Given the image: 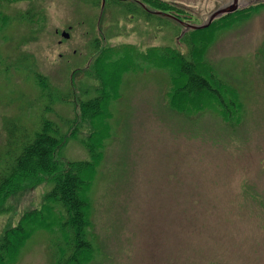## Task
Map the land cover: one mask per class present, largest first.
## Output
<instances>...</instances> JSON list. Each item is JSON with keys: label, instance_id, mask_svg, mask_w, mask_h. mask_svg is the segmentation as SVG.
<instances>
[{"label": "rangeland", "instance_id": "obj_1", "mask_svg": "<svg viewBox=\"0 0 264 264\" xmlns=\"http://www.w3.org/2000/svg\"><path fill=\"white\" fill-rule=\"evenodd\" d=\"M168 1L199 26L233 0ZM118 2L0 0V154L18 152L20 135L33 139L48 120L68 136L55 155L63 172L90 160L82 139L99 138L98 129L86 119L78 131L77 118L81 101L97 95L87 72L96 44L133 45L143 54L170 47L193 58L206 78L215 75L227 107L192 92L183 103L173 61L142 56L124 74L109 119L96 117L108 128L90 194L97 255L88 264H264V8L188 34L161 11ZM263 2L239 0L240 7ZM39 75L67 102L42 100ZM55 183V175H43L10 195L0 236L42 209ZM55 229H36L13 264H58L66 241Z\"/></svg>", "mask_w": 264, "mask_h": 264}, {"label": "trees", "instance_id": "obj_2", "mask_svg": "<svg viewBox=\"0 0 264 264\" xmlns=\"http://www.w3.org/2000/svg\"><path fill=\"white\" fill-rule=\"evenodd\" d=\"M142 1L143 4L161 11L173 19L176 17L184 22L188 21V23L189 20H192V14L187 13L184 8L168 0ZM118 3L125 6H131L130 4H132L131 2L125 3V1ZM263 6L264 4H258L247 7L240 11L239 17L236 16V18L237 20L240 17L247 18ZM231 18L233 16L222 17L217 20L218 22L215 21L213 25L216 24L218 29H222L226 27L222 26L225 24L224 22ZM225 19L226 21L219 22ZM196 32L191 31L190 33ZM186 41L188 44L189 41ZM96 54L97 56L87 72L99 84L95 88L97 95L87 101H81V117L77 118V121L81 119L80 127L77 128L78 131L87 125L86 119L92 121L89 124L90 126L93 124V127L98 129L96 133L100 136L99 138L95 139L93 134L88 140L82 139V143L84 142L89 154L91 153V159L88 161H74L70 163L67 172H63L55 159V155L63 151L61 147L68 136L64 137L58 125L48 120L43 122L41 130L35 133L33 139H29L24 134L20 135L19 143H17L20 148L18 152L11 155L9 149L6 155L0 154V212L4 210L7 198L19 190L23 183H31L43 175H55L56 182L51 192L46 195L42 209L27 214L24 224L21 222L16 227L6 229L1 234L0 264H13L36 229H47L56 233V226L59 228L61 237L66 241L65 244H58L60 246L58 248L61 249L58 264L63 262H68L67 264H88L95 259L97 249L90 240L89 234L90 215L92 214L90 194L96 179L97 168L104 158V141L107 138L102 136V132L108 128L107 125L100 126L97 124L96 117L102 115L104 120L100 121L101 124L107 122L109 118L106 110L119 95L124 74L137 66L140 57L144 56L143 59L152 63L158 61L177 63L171 79L174 86H183L181 97L183 103H186L188 94L192 92L196 95L217 97L222 102V105L219 106L223 110L227 107L225 99L216 86H222V84L216 79L215 75L211 74L209 78H206L199 71L198 63L193 58L188 60L182 53L170 47H151L148 49L147 54H143L133 45H123L120 48L114 46L100 48L99 44H96ZM196 54H193V57ZM37 85L41 96H43L41 98H46L48 104L59 99L67 102L65 96L57 92L51 84L45 81L42 75L38 76ZM233 104L235 105V103ZM48 109L49 107L46 108V110ZM184 110H186V107L181 111ZM11 127L10 142L13 141L15 136V129L13 126ZM6 156H10V160L9 158L6 159Z\"/></svg>", "mask_w": 264, "mask_h": 264}, {"label": "water", "instance_id": "obj_3", "mask_svg": "<svg viewBox=\"0 0 264 264\" xmlns=\"http://www.w3.org/2000/svg\"><path fill=\"white\" fill-rule=\"evenodd\" d=\"M236 1H237V0H235V4H234V5L226 6V7L222 8V9H220L219 11H217L216 13H214V14L209 18V20H208V22H207L206 25H204V26H202V27L194 28V29H204V28H207V27H209V26L212 24V22L214 21V19L220 17L221 15H223V14H225V13H232V12L236 11V10L238 9V5L236 4ZM63 36H64L65 38H69V37H70V35L67 34V33H64Z\"/></svg>", "mask_w": 264, "mask_h": 264}]
</instances>
